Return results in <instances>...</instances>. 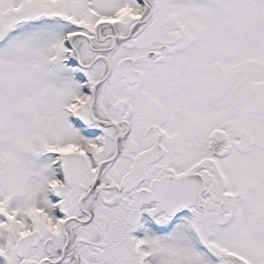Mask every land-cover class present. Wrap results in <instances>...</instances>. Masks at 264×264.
Here are the masks:
<instances>
[{"label": "snow or ice", "instance_id": "obj_1", "mask_svg": "<svg viewBox=\"0 0 264 264\" xmlns=\"http://www.w3.org/2000/svg\"><path fill=\"white\" fill-rule=\"evenodd\" d=\"M0 264H264V0H0Z\"/></svg>", "mask_w": 264, "mask_h": 264}]
</instances>
